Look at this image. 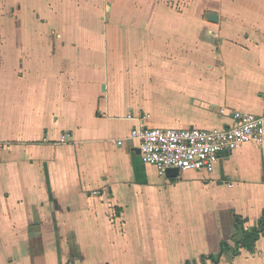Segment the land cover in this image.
I'll return each instance as SVG.
<instances>
[{"label":"crops","instance_id":"0c3cea01","mask_svg":"<svg viewBox=\"0 0 264 264\" xmlns=\"http://www.w3.org/2000/svg\"><path fill=\"white\" fill-rule=\"evenodd\" d=\"M166 2L0 0V264H264V142L171 178L129 139L264 113V0Z\"/></svg>","mask_w":264,"mask_h":264},{"label":"built area","instance_id":"2783aa9c","mask_svg":"<svg viewBox=\"0 0 264 264\" xmlns=\"http://www.w3.org/2000/svg\"><path fill=\"white\" fill-rule=\"evenodd\" d=\"M231 118L221 129L134 127L129 139L137 141L141 162L152 165L160 176L171 168L210 173L221 154L264 142V113L234 111Z\"/></svg>","mask_w":264,"mask_h":264},{"label":"trees","instance_id":"16d2710c","mask_svg":"<svg viewBox=\"0 0 264 264\" xmlns=\"http://www.w3.org/2000/svg\"><path fill=\"white\" fill-rule=\"evenodd\" d=\"M240 222L236 220L235 226L239 227ZM259 235H264V219H260L257 222L256 227L251 232H244L243 238L240 241L235 242L236 246H240L242 248L250 249L252 248V245L254 241L259 237ZM228 250V245L225 243H222L219 249V252L216 255H209V259L216 263L220 256Z\"/></svg>","mask_w":264,"mask_h":264},{"label":"water","instance_id":"95a60500","mask_svg":"<svg viewBox=\"0 0 264 264\" xmlns=\"http://www.w3.org/2000/svg\"><path fill=\"white\" fill-rule=\"evenodd\" d=\"M207 20H208L209 22H213V23H215V22L217 21V15L214 14V13H209L208 16H207ZM178 173H179V171H178L177 169L171 168V169H167V170L165 171V176H166V177H171V178H172V177L177 176Z\"/></svg>","mask_w":264,"mask_h":264},{"label":"rangeland","instance_id":"374dc122","mask_svg":"<svg viewBox=\"0 0 264 264\" xmlns=\"http://www.w3.org/2000/svg\"><path fill=\"white\" fill-rule=\"evenodd\" d=\"M168 5H184L185 3H186V0H174V1H172V0H167V2H166ZM206 15V14H205Z\"/></svg>","mask_w":264,"mask_h":264}]
</instances>
